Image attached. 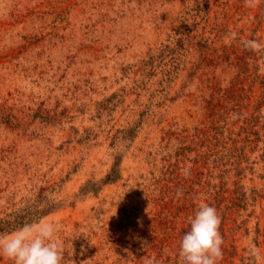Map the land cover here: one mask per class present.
<instances>
[{"label": "rangeland", "instance_id": "obj_1", "mask_svg": "<svg viewBox=\"0 0 264 264\" xmlns=\"http://www.w3.org/2000/svg\"><path fill=\"white\" fill-rule=\"evenodd\" d=\"M213 1L219 19L227 12L230 34L235 30L244 40L264 44V17H256L263 0H254L251 7L245 0L243 5L240 0ZM194 4L196 0H0V105L18 118L0 119V213L39 193L42 200H47L45 193L63 200L38 221L58 222L62 264H79L75 255H84L81 264L118 261L116 249L101 242L105 226L109 229L120 213V204L112 202L124 199L140 207L145 192L158 188V193L162 184L153 177L167 157L166 134L192 132L193 124L203 120L205 93L191 87V97L184 90L178 97L183 74L159 93L163 76L159 70L150 74L143 61L174 36L184 7ZM255 89L252 102L259 98L258 84ZM153 93L151 110L141 116ZM140 119L133 141L114 140L118 129ZM116 157L122 171L117 183L98 195L75 197L87 179L104 177ZM255 168L245 182L259 189L264 203V162ZM100 207L108 212L99 213ZM149 213L142 226L147 233L157 223L148 220ZM183 219L177 218L176 229ZM81 232L92 235L96 251L82 254L72 246ZM254 235L252 228L250 235L236 237L239 252H253L255 264H264V240L256 245ZM66 252L72 256L67 262ZM0 264L12 262L0 257Z\"/></svg>", "mask_w": 264, "mask_h": 264}, {"label": "trees", "instance_id": "obj_2", "mask_svg": "<svg viewBox=\"0 0 264 264\" xmlns=\"http://www.w3.org/2000/svg\"><path fill=\"white\" fill-rule=\"evenodd\" d=\"M196 1V5L184 7L178 19L182 26L173 28L174 36L143 61L144 65H149L150 74L155 75L157 70L162 74L159 93L172 88L182 74L185 83L177 91L178 97L181 90L187 98L191 97L194 94L191 87L205 93L200 104L203 120L193 124L192 132L174 129L166 134L167 157L161 165V173L153 177L162 184L158 193V188L145 192L146 202L140 207H131L124 199L112 202L120 204V213L109 229L101 226H105L107 234L100 239L116 249L118 261L114 264H181L179 243L200 204L216 208L221 218L223 255L218 264H236L237 261L255 264V253L239 252L236 237L242 232L248 236L254 228L256 245L261 238L264 240V203L260 201L263 194L256 186L245 182L256 172L259 160L264 162V72L260 71L264 68V61H260L264 50L245 49L241 43L245 40L240 34L236 33L235 37L230 34L227 12L219 19L215 1ZM262 4L256 17H264V0ZM226 34L229 40H225ZM226 73H230L227 78ZM248 82L249 87H246ZM256 84L260 89L259 98L252 102V97L258 94ZM155 96L156 93L151 95L150 105L140 112L141 116L151 110ZM16 115L0 105L3 121L18 119ZM140 123L142 119L118 129L114 140L133 141ZM121 178V160L116 157L104 177L87 179L75 197L98 195L104 186L117 183ZM143 191L145 189H141ZM42 199L39 193L34 199H26L22 205L0 213V235L37 223L65 203L60 199L55 202ZM98 212L105 215L108 211L100 207ZM148 212L151 214L148 220L157 223L151 224L147 233L142 226ZM180 215L184 216L182 227L176 229L175 221ZM252 218L256 219L253 226ZM92 239V235L81 232L72 240V246L82 254L94 252L99 245H94ZM83 256L75 255V260L81 264ZM71 257L70 252H66V262Z\"/></svg>", "mask_w": 264, "mask_h": 264}, {"label": "clouds", "instance_id": "obj_3", "mask_svg": "<svg viewBox=\"0 0 264 264\" xmlns=\"http://www.w3.org/2000/svg\"><path fill=\"white\" fill-rule=\"evenodd\" d=\"M254 0H245L246 6H253ZM237 34L232 33L235 37ZM250 51L264 50V44L250 39L241 41ZM179 195V193H178ZM49 202H55L54 193H45ZM221 218L216 208L200 204L195 215L190 218V228L179 243L181 264H218L222 258L223 237L219 231ZM58 222L40 221L25 224L14 232L0 235V257L12 264H62L63 246L58 239Z\"/></svg>", "mask_w": 264, "mask_h": 264}]
</instances>
